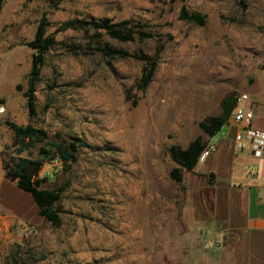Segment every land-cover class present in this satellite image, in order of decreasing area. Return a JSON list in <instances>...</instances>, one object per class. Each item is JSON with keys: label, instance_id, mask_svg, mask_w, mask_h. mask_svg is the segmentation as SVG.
Returning <instances> with one entry per match:
<instances>
[{"label": "rangeland", "instance_id": "rangeland-1", "mask_svg": "<svg viewBox=\"0 0 264 264\" xmlns=\"http://www.w3.org/2000/svg\"><path fill=\"white\" fill-rule=\"evenodd\" d=\"M182 6L205 15L206 25L179 20ZM41 19L57 44L44 55L35 89L37 115L30 120L24 92L34 51L24 44L33 40ZM104 20L129 21L151 37L119 42L81 26ZM68 21L78 29L59 31ZM106 48L123 55L105 54ZM150 61L156 63L152 81L140 90ZM263 69L264 0H3L0 165L11 157L40 163L41 187L61 190L56 204L61 225L39 217L31 196L16 189L33 204L23 201L31 222L3 231L0 264L202 260L206 252L196 238L209 239L214 248L219 238L200 223L199 192L170 179L176 165L169 149H185L197 138L205 142L208 136L198 124L220 116L223 98L242 94L247 77L261 76ZM8 123L31 124L48 139L16 155ZM51 140L83 146L64 164L39 154Z\"/></svg>", "mask_w": 264, "mask_h": 264}, {"label": "crops", "instance_id": "crops-1", "mask_svg": "<svg viewBox=\"0 0 264 264\" xmlns=\"http://www.w3.org/2000/svg\"><path fill=\"white\" fill-rule=\"evenodd\" d=\"M242 93L249 95V101L243 106L253 112L252 126L264 131L262 73L261 76L249 75ZM223 128L228 131L223 132ZM222 129L220 134L205 141L215 144L216 151L199 160L191 172H182V181L189 190L199 192L203 199L200 223L220 242L219 247L214 248L209 239L202 241L197 237L195 245L202 247L206 254L202 260L197 257L195 264H264V156L257 158L247 150H237L234 136L240 126L230 116ZM249 167L257 168V177H246ZM9 182L3 174L0 179V237L4 230L8 232L10 228L17 229L31 222L24 211L23 201L27 198L19 197L16 183ZM25 201L26 206L33 205ZM36 208L32 206L31 209L36 211Z\"/></svg>", "mask_w": 264, "mask_h": 264}, {"label": "trees", "instance_id": "trees-1", "mask_svg": "<svg viewBox=\"0 0 264 264\" xmlns=\"http://www.w3.org/2000/svg\"><path fill=\"white\" fill-rule=\"evenodd\" d=\"M2 1L3 0H0V12L2 9ZM50 1L55 2V0ZM178 18L181 21L193 23L199 27L206 25L205 15L190 13L185 6L180 8ZM81 26L93 28L95 30H103L111 38L116 39L119 42L133 41L135 38L144 40L151 37L145 32H136L131 27V23L126 20L118 23H112L110 20H104L102 22L82 21ZM46 27L47 24L45 19H41L37 26L33 40L24 44L26 47L34 51L27 81L28 89L24 92L28 117L30 120L35 118L37 115L35 89L36 85L41 80V67L44 63V55L57 44L53 35H46ZM75 29H78L77 22L68 21L64 22L58 30L66 31ZM161 50L162 46L156 50V56L159 55ZM104 53L109 55H123L121 52L110 48H106ZM155 67L156 63L154 61H150L148 62V66L143 68L141 77L138 81L140 90H145L151 83ZM17 89L19 90L20 87L17 86ZM3 104L4 100L0 99V106ZM235 105V96H225L220 104L222 110L221 115L206 117L198 124L200 130H202L210 138L216 135L222 127L227 124L229 116ZM7 125L15 137L13 145L16 147V155H20L25 151L34 149L48 139V135L45 131L37 129L31 124L20 126L15 123H8ZM206 144V142L197 138L191 141L185 149L178 146H171L169 149L170 158L176 167L170 171V179L180 183L182 181V172H191L194 169ZM82 146L83 144H79L75 141L51 140L46 144V147H40L38 151L44 158H48L49 160L58 159L62 163L66 164L75 160L78 149ZM28 163L29 162L25 159L11 157L8 162L2 163L4 178L10 182H15L16 187L19 190L28 193L32 197L38 208L39 217L45 219L54 227H59L61 225V218L59 216V211L56 208V204L60 200L61 190H49L42 188V179L29 177L27 175L26 167ZM36 166L39 167L41 164L36 163Z\"/></svg>", "mask_w": 264, "mask_h": 264}, {"label": "built area", "instance_id": "built-area-1", "mask_svg": "<svg viewBox=\"0 0 264 264\" xmlns=\"http://www.w3.org/2000/svg\"><path fill=\"white\" fill-rule=\"evenodd\" d=\"M264 76V70H262ZM249 101V95L242 93L236 97V105L230 114L231 120L240 126L239 131L234 136L235 145L238 151H249L254 157L264 156V131L255 129L252 126L253 112L243 106ZM215 144H206L202 150L199 160H203L216 151ZM258 171L255 167L246 170V177L252 179L257 177Z\"/></svg>", "mask_w": 264, "mask_h": 264}, {"label": "water", "instance_id": "water-1", "mask_svg": "<svg viewBox=\"0 0 264 264\" xmlns=\"http://www.w3.org/2000/svg\"><path fill=\"white\" fill-rule=\"evenodd\" d=\"M26 173L29 177L37 176V167L35 163H28L26 167Z\"/></svg>", "mask_w": 264, "mask_h": 264}]
</instances>
